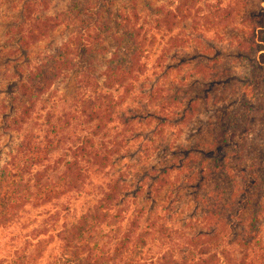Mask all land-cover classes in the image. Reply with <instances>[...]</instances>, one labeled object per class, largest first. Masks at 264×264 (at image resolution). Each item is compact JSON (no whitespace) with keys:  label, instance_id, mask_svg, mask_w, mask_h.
Masks as SVG:
<instances>
[{"label":"trees","instance_id":"obj_1","mask_svg":"<svg viewBox=\"0 0 264 264\" xmlns=\"http://www.w3.org/2000/svg\"><path fill=\"white\" fill-rule=\"evenodd\" d=\"M18 1L0 68L2 133L18 138L0 167V264H264V0H68L53 16L55 0ZM242 10L238 78L218 45L192 48Z\"/></svg>","mask_w":264,"mask_h":264},{"label":"rangeland","instance_id":"obj_2","mask_svg":"<svg viewBox=\"0 0 264 264\" xmlns=\"http://www.w3.org/2000/svg\"><path fill=\"white\" fill-rule=\"evenodd\" d=\"M161 0H158V2ZM230 1L232 0H220V4L222 6H227L230 5ZM68 0H55L54 3L50 6V8L47 10L46 13L48 15L53 16V14L60 12L65 9L66 3ZM236 0H233V3L236 4ZM21 7V1L18 0H3L1 4V10H0V68L4 67V63L9 60L10 58L5 57V55L8 52V49L12 47V44L7 45L6 40L8 39V36L6 35L7 30L12 26L16 25L18 23V16L20 12ZM245 10H242V12L239 14V16H235V19H232L231 21L225 22L222 24V35H219V38H216L213 36V34H206L203 35L205 40H208V42H200V43H195L197 47L200 46V48H192L198 51V53L202 54L205 51L209 52V46L208 44H215L217 46V50L213 52L211 55L212 57L214 56H219L222 60V66L227 67V62H238L235 64H232V71L234 70L235 76L238 78L240 77H245L248 75L247 70H249L248 67V62L246 60H240L236 59L237 55L244 49V45H246V40L244 39V35L242 32H244L245 27L248 25L246 22L247 16L244 14ZM222 17L224 18V14H222ZM224 28V29H223ZM182 27L180 25L178 32H182ZM181 34V33H180ZM64 38V30L63 28L56 29L53 32V37L52 40H44L42 42H39L38 44L32 46L30 51L28 52V57H29V62H31L30 66H23L22 65V70L24 73L28 69H30L32 64H35L37 62L38 57H40L43 53L51 50L54 46H57L60 41H62ZM242 45V46H240ZM207 46V47H206ZM190 50V55H192L193 51ZM194 50V51H195ZM247 54V53H245ZM12 56V55H11ZM193 60L190 62H195L196 56H192ZM182 59V56L179 57L177 61H170V62H180ZM202 63L207 61L206 56H201ZM23 62L22 60H20ZM224 64V65H223ZM233 73V72H232ZM233 73V75H234ZM9 79V76L5 78V80H0V167L3 166V163L5 160H7L10 156V154L13 152L15 149L17 143H18V138H17V132L15 131H6L2 133V128L4 126L3 121H2V113L7 112V110L4 108L8 102H9V90L12 86L11 83H7ZM238 80V79H237ZM71 82L68 80L65 82L62 86V92H65V94H69L72 90V87L70 84ZM239 87H236V89ZM228 93L223 94L222 93V112H225L228 108H232L233 105L235 104V98L236 95L234 91L236 89L231 88ZM259 100L261 101L260 103V108L264 107V86L261 89V92L259 93ZM220 107V104L218 103L215 106H209L208 108V113L212 114L215 111V108ZM3 109H5L3 111ZM205 111V108L203 109V112ZM202 112V113H203ZM211 112V113H210ZM209 115H203V117L197 122V124L192 128V129H197L199 128L204 121L208 118ZM188 137H190V133L187 134ZM163 150V149H159ZM159 155H162V153H158ZM158 155L155 157L154 161L157 160ZM86 206L83 208H77V210H84ZM180 209L184 212L182 217L186 213H191L192 209H194L193 204L189 201V199H185V202L181 204ZM80 212V211H79ZM79 212L76 213V216L74 219L70 218L71 222H75L77 217L79 216ZM31 215V220L33 216L35 215L34 212L30 213ZM14 233H17V231H14ZM11 236L8 235L7 233L3 232L0 234V249L6 248L9 243V238Z\"/></svg>","mask_w":264,"mask_h":264}]
</instances>
